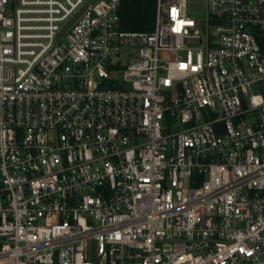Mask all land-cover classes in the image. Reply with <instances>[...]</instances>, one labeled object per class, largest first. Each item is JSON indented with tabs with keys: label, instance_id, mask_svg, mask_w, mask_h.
I'll return each instance as SVG.
<instances>
[{
	"label": "built area",
	"instance_id": "1",
	"mask_svg": "<svg viewBox=\"0 0 264 264\" xmlns=\"http://www.w3.org/2000/svg\"><path fill=\"white\" fill-rule=\"evenodd\" d=\"M0 0V264H264V0Z\"/></svg>",
	"mask_w": 264,
	"mask_h": 264
},
{
	"label": "trees",
	"instance_id": "2",
	"mask_svg": "<svg viewBox=\"0 0 264 264\" xmlns=\"http://www.w3.org/2000/svg\"><path fill=\"white\" fill-rule=\"evenodd\" d=\"M156 0H123L120 7L122 27L151 31L155 26Z\"/></svg>",
	"mask_w": 264,
	"mask_h": 264
},
{
	"label": "rangeland",
	"instance_id": "3",
	"mask_svg": "<svg viewBox=\"0 0 264 264\" xmlns=\"http://www.w3.org/2000/svg\"><path fill=\"white\" fill-rule=\"evenodd\" d=\"M190 14L195 18L205 17V0H188Z\"/></svg>",
	"mask_w": 264,
	"mask_h": 264
}]
</instances>
